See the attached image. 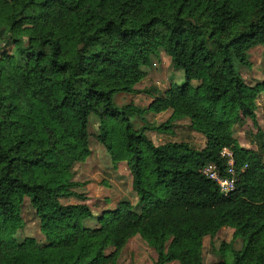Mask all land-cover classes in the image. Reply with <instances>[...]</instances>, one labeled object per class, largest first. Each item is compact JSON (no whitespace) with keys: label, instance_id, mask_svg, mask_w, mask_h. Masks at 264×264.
Returning a JSON list of instances; mask_svg holds the SVG:
<instances>
[{"label":"trees","instance_id":"trees-1","mask_svg":"<svg viewBox=\"0 0 264 264\" xmlns=\"http://www.w3.org/2000/svg\"><path fill=\"white\" fill-rule=\"evenodd\" d=\"M2 42L13 48L0 53V264H117L136 235L156 251L154 264H203L204 238L223 227L234 229L233 240L213 246L211 264H264V139L254 150L235 136L248 119L261 131L262 84L247 83L236 64L249 66L250 50L264 47V0H0ZM162 50L184 81L155 88L147 108L119 105ZM167 110L165 122L136 127L146 111ZM91 115L97 140L114 164L127 162L138 195L106 209L94 227L78 190L86 183L74 179L92 153ZM184 119L204 147L156 144L147 134ZM224 150L238 177L227 196L202 172L208 164L226 172ZM27 198L43 242L16 238Z\"/></svg>","mask_w":264,"mask_h":264},{"label":"rangeland","instance_id":"rangeland-1","mask_svg":"<svg viewBox=\"0 0 264 264\" xmlns=\"http://www.w3.org/2000/svg\"><path fill=\"white\" fill-rule=\"evenodd\" d=\"M12 45H6L5 42L0 44V53L3 50H12ZM251 64H236V68L251 85L262 84L261 93L258 96V122L260 130L252 120H246L245 124L235 127V136L242 146L257 150L260 138L264 139V47L261 45L254 46L250 50ZM145 77L141 82L136 84V91L133 93H122L117 96V103L124 105L134 103V105L147 108L155 98L154 89L164 93L172 83H182L184 81V70L176 69L170 56L162 50L158 56H154L152 64L144 68ZM196 82V81H195ZM150 90V91H149ZM171 110L162 113L146 111L144 118L134 119L136 127H141L145 123L158 125L165 122L171 115ZM99 119L95 115L90 116L89 130L91 132L90 147L91 155L85 162L78 163L76 166V181L85 182L86 185L79 187V192H86L88 196L87 203L91 206L95 218L86 220V224L94 227L98 224V217L106 210V206L113 207L122 200H129L132 204L138 201V195L133 190V177L126 161L114 164L110 154L103 144H101L96 135L99 131ZM172 124V123H171ZM172 131L159 132L151 129L147 131L148 136L156 143L161 144L171 139L188 140L197 148L204 145L205 136L189 128V120H179L173 123ZM264 153V151H263ZM76 201V199H72ZM25 225L19 230L16 238L18 241L23 240L26 236H33L38 241L43 242L44 234L41 232L40 220L35 210L32 208L27 198L23 208ZM234 229L223 227L215 237L206 236L203 242V264H211L216 260L213 254V246H220L223 240H233ZM243 245V239H234V246L240 249ZM157 254L147 242L140 236L136 235L129 239L126 245L120 251L117 257V264H154ZM168 264H179L177 261Z\"/></svg>","mask_w":264,"mask_h":264},{"label":"built area","instance_id":"built-area-1","mask_svg":"<svg viewBox=\"0 0 264 264\" xmlns=\"http://www.w3.org/2000/svg\"><path fill=\"white\" fill-rule=\"evenodd\" d=\"M224 154L227 155V169L222 173L219 167L215 164H208L203 169L204 175L217 182L220 191L223 195L230 194L236 188L237 184V171L235 170V160L233 153L228 150H224Z\"/></svg>","mask_w":264,"mask_h":264},{"label":"crops","instance_id":"crops-1","mask_svg":"<svg viewBox=\"0 0 264 264\" xmlns=\"http://www.w3.org/2000/svg\"><path fill=\"white\" fill-rule=\"evenodd\" d=\"M205 142H206V140L204 139V145H203V147L205 146ZM123 162H124V161H123ZM120 163H121V162H120ZM115 206H116V205H115ZM115 206H113V207H110V206L108 207V206H106L105 209H112V208H115Z\"/></svg>","mask_w":264,"mask_h":264}]
</instances>
